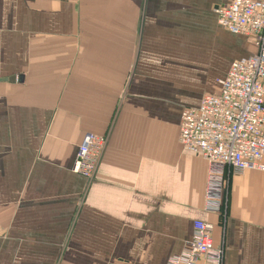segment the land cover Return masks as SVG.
Instances as JSON below:
<instances>
[{"label":"crops","instance_id":"crops-1","mask_svg":"<svg viewBox=\"0 0 264 264\" xmlns=\"http://www.w3.org/2000/svg\"><path fill=\"white\" fill-rule=\"evenodd\" d=\"M232 2L0 0V78H21L0 83V264H168L196 220L222 264H264V173L227 174L209 212V166L179 141L255 52L217 22ZM86 133L107 137L90 187L71 171Z\"/></svg>","mask_w":264,"mask_h":264},{"label":"built area","instance_id":"built-area-1","mask_svg":"<svg viewBox=\"0 0 264 264\" xmlns=\"http://www.w3.org/2000/svg\"><path fill=\"white\" fill-rule=\"evenodd\" d=\"M219 24L252 40L255 52L235 60L220 79L219 94L207 95L181 116L179 141L184 150L208 164L205 207L219 212L225 200V176L248 170L264 173V0H234L215 10ZM107 145L106 135L86 133L72 172L93 179ZM212 225L193 223L187 248L168 264H222L214 246Z\"/></svg>","mask_w":264,"mask_h":264},{"label":"rangeland","instance_id":"rangeland-1","mask_svg":"<svg viewBox=\"0 0 264 264\" xmlns=\"http://www.w3.org/2000/svg\"><path fill=\"white\" fill-rule=\"evenodd\" d=\"M234 1V0H233ZM10 5V2H9V4H8V6ZM7 10H4V12H6ZM0 12H3V11H1V9H0ZM216 14V13H215ZM217 22H218V17H217ZM15 23H18V21H15ZM218 24H219V22H218ZM22 25V23L20 24V26ZM220 25V24H219ZM5 29H6V27H5ZM4 29V31H3V39L4 40H6V38H7V36H9L10 35V33H8L6 30ZM228 32H230V31H228ZM231 33V32H230ZM229 33V34H230ZM233 33H231V35H232ZM21 35V34H20ZM46 35V34H45ZM43 36L42 35V37H47V36ZM231 35H229V36H231ZM232 36H237V35H235V34H233ZM240 36V35H239ZM244 37V36H243ZM246 38V37H245ZM247 40H250L251 41V39H249V38H247ZM228 42H229V50H230V48H232V47H234L233 46V44H232V42L230 41V39L228 40ZM39 48H41V47H39ZM254 48V47H253ZM20 51L21 52H23L24 53V50L23 49H20ZM5 53H6V51H5ZM231 55H232V53L229 51V54H228V58L230 59L231 58ZM15 68H17V66L15 65ZM18 68H22V64H19V66H18ZM8 72H10L11 73V71L10 70H7ZM73 165H74V163H73ZM73 167V166H72ZM71 171H72V168H71ZM75 174V173H74ZM77 175H80V174H77ZM84 179H85V181H86V183L88 184V186L90 187L91 186V180L89 181V180H87L85 177H83Z\"/></svg>","mask_w":264,"mask_h":264},{"label":"water","instance_id":"water-1","mask_svg":"<svg viewBox=\"0 0 264 264\" xmlns=\"http://www.w3.org/2000/svg\"><path fill=\"white\" fill-rule=\"evenodd\" d=\"M21 78H18L17 76H13V77H8V78H0V83H3V82H10V83H13V82H16L17 80L19 81Z\"/></svg>","mask_w":264,"mask_h":264},{"label":"bare ground","instance_id":"bare-ground-1","mask_svg":"<svg viewBox=\"0 0 264 264\" xmlns=\"http://www.w3.org/2000/svg\"><path fill=\"white\" fill-rule=\"evenodd\" d=\"M236 35V34H235Z\"/></svg>","mask_w":264,"mask_h":264}]
</instances>
